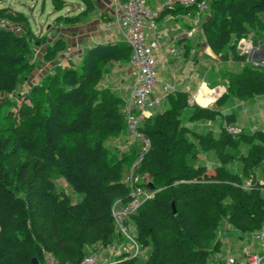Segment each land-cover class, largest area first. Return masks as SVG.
Returning <instances> with one entry per match:
<instances>
[{"label": "trees", "instance_id": "trees-1", "mask_svg": "<svg viewBox=\"0 0 264 264\" xmlns=\"http://www.w3.org/2000/svg\"><path fill=\"white\" fill-rule=\"evenodd\" d=\"M52 2L57 11L67 6V0ZM80 3L84 10L57 19L63 25L83 22L95 3ZM194 7L177 5L163 12ZM205 13L201 26L214 52L229 49L234 58L245 60L238 45L253 32L264 44V0H210ZM67 46L57 38L33 60L28 32L0 25V94L14 92L41 62ZM131 55L124 40L99 43L80 60L56 66L32 88L31 95L39 100L21 111V116L29 115L21 128L0 135V264H34V257L47 264L48 254L57 264H81L96 244L113 241V207L131 199L125 178L140 147L119 152L106 144L129 129L124 98L101 83L112 65L130 61ZM228 81L216 104L230 95H264V62L247 63ZM167 101L164 110L137 127L151 140L137 173L145 190L154 194L129 220L137 242L149 253L139 263V256L124 252L111 264H210L222 244L218 229L223 221L241 232L264 225V188L258 179L264 181V130L232 133L228 127L236 126L237 117L229 113L222 114L220 135L211 130L192 135L187 122L215 119V105L191 104L190 93L181 89L169 92ZM70 139L73 146L68 147ZM208 150L220 161L212 168L198 162L199 153ZM234 158L243 162L244 176L227 166ZM245 177L256 183L244 188ZM59 178L83 194L79 202L58 190Z\"/></svg>", "mask_w": 264, "mask_h": 264}, {"label": "crops", "instance_id": "crops-1", "mask_svg": "<svg viewBox=\"0 0 264 264\" xmlns=\"http://www.w3.org/2000/svg\"><path fill=\"white\" fill-rule=\"evenodd\" d=\"M160 1L154 0V3L150 6L155 8ZM94 2L93 11L85 17L83 22L65 27L63 28L65 30L59 33L61 36H58V38H64L68 45V50L60 54L63 59L69 60L65 64L66 66L70 64L71 58L76 61L80 60L86 47L90 48L99 43L125 41V36L117 23L116 0H94ZM82 6V8L79 6L80 10L74 11V14L84 10V4ZM205 12L206 10L199 13L195 7L190 9L189 12H162L156 18L157 25L155 28L145 27L148 42L158 39V46L154 51L158 81L154 86V90L156 89L157 91L160 88V95H155L154 93L153 95L156 98L161 97V100L153 106L137 108L138 112L144 114V118L154 116L159 112V106H168L167 95L176 89L188 91L191 104L213 106L227 90L228 75L239 72L247 63L254 66L263 64L264 44L263 40L255 32L239 42L238 52L247 54L245 60L234 58L229 49H224L220 53L214 52L207 43L201 26ZM194 25L201 29L202 34H196ZM119 29L123 35L120 34ZM53 40L54 38L45 40V43L42 44L43 48L45 49L47 44ZM174 58L177 59L178 65L182 67L180 73H175L171 70L172 59ZM59 59L60 62L63 61V59ZM45 63H41L36 67L39 74L43 75L48 69L43 66ZM137 81V74L130 61H128L112 65L101 84L111 87L124 98V110L127 113L131 102L132 89L136 86ZM165 84H169L171 88L165 90L163 87ZM161 102L162 104H160ZM253 120L252 118L251 123L253 124L251 127L253 131L256 130V126L262 127L264 130V122L259 120H254L253 122ZM197 122L201 123L205 130L209 128L208 122ZM222 122L224 123V120ZM234 124L242 128V123H239L238 120ZM111 140L119 152L129 150L132 146H141L140 137L129 130L119 136H115ZM198 162L206 164L205 159H201L200 155ZM258 179L260 183L264 182L262 178L259 177ZM247 180L249 179H246V182L243 181L242 186L249 183ZM115 204L117 207H121L125 203L118 200ZM129 227L132 228L131 233L129 232ZM231 227L232 229L230 228L229 231H232V235H235L237 247L234 249L228 248L226 251L223 250L226 233L221 228L218 231V238L222 244L220 249L213 253L210 264H223L229 257H234L239 261H246V253L249 251L258 254L262 258L261 264H264V241L258 237L260 229L241 232L232 224ZM128 232L135 236V225L131 220L128 221ZM231 239L233 240V236L229 238V240ZM90 252L96 254L97 264H106L122 259L124 252L134 254L135 247L131 241L130 243L127 242L124 234L117 230L111 243L106 245L96 244L94 249H90ZM148 253L149 248H142L139 245L137 256L142 254L146 258ZM47 264H57L56 259L51 254L47 256Z\"/></svg>", "mask_w": 264, "mask_h": 264}, {"label": "rangeland", "instance_id": "rangeland-1", "mask_svg": "<svg viewBox=\"0 0 264 264\" xmlns=\"http://www.w3.org/2000/svg\"><path fill=\"white\" fill-rule=\"evenodd\" d=\"M148 2L151 5L154 3V0H148ZM206 2L207 4H209L210 0H206ZM82 5L83 3H80V0H67V6L64 9L57 11L56 8L54 7V3L52 2V0H0V25L7 27L12 26L14 28L22 29V31L26 30V32H28L29 35L31 48L35 49L32 59L36 60L39 57H41L43 53L44 48L42 44L45 43L44 42L45 40H48L49 38H54V40H56L58 36H61L59 33L65 30L63 28L71 26V24L63 25L61 23L62 20L57 19V16L61 14L72 15L74 14V11L80 10V7L81 8L83 7ZM27 26L29 27V31L27 29ZM194 27L196 28V34H202L201 29L197 25H194ZM119 32L120 34H122L120 29ZM257 36L261 38L260 35ZM87 49L88 48L86 47L84 50L86 51ZM66 50H68V46L64 48L63 51L61 52H65ZM61 52H59L57 56L54 57V59L46 61V63L43 66L48 69L45 71L43 75L39 74V72L35 68L33 72L29 74L28 78L17 86L14 92L0 94V135L1 136L6 137L9 134H12L13 128L16 127L21 128L22 123L25 122V119L29 117V115H25V114L21 116L20 113L22 110L25 112V110L28 107H34L36 101L39 100L33 98V96L31 95L32 88L34 87V85L36 86L37 84L42 82L43 77L48 73L54 72L56 66H66L65 64L69 62L68 59L65 60L63 59V56H60ZM59 58L63 59V61L60 62ZM41 63L43 64L44 62ZM172 63L173 65L171 70H173L175 73L178 72L180 73L182 67L178 65L177 59L175 58L172 59ZM256 66H260V64ZM159 89L160 88H158L157 91L156 89L153 90L154 92H152L151 99L156 98L154 97L153 93L155 95L157 94L160 95ZM258 97H256L255 100L254 98L242 99L236 95H230L224 98L220 104H215L214 106V109L218 111L217 117L212 120L209 119L203 120V122L209 123L208 129L205 130L203 128L204 126L203 125L201 126V123L197 121L187 122L188 126L191 129L192 135H194L195 132L202 133L208 130H211L215 136L220 135L221 122L224 120L222 118V114H229V113H233L236 115L238 122L242 123L241 127L244 129L245 133L249 134L253 132L251 127L253 124L251 123L252 118L256 121L259 120L264 122L263 121L264 95ZM160 104H162V102ZM166 107L159 106V111L164 110ZM31 114H32L31 116H33L34 111H32ZM144 119L146 118H143L141 121H143ZM255 129H262V127L256 126ZM106 144L110 148L116 151L117 147L112 142V140H106ZM66 146L68 147L73 146L71 139L66 142ZM242 150H244V152L247 151L246 143H243L241 151ZM230 151L236 152L235 150H231V149ZM199 155L201 159H205L206 164L210 168L220 163L213 150L201 151ZM227 166L233 172H239L241 175L243 176L245 175L244 164L240 159L234 158L230 160L227 163ZM243 179H244L243 181L246 182L247 178L245 177ZM247 181L251 182L252 184L256 183V181L253 179H249ZM56 185L58 190L65 191L70 196L73 202H79L83 197V194L75 191L72 185L64 178L57 179ZM260 187L264 188V182L260 184ZM221 228L222 230L224 229V233H226V236L224 237L225 241H224L223 250L226 251V249L228 248H232V249L236 248L237 242L235 239V235H232L233 234L231 233L232 231L231 232L229 231L230 228L232 229L231 223L223 221L219 225L218 231H220ZM129 232L130 233L132 232L131 227H129ZM231 236H233V240L232 239L229 240ZM126 240L128 243H130L128 237H126ZM143 260L144 257L141 254V256H139V263H142Z\"/></svg>", "mask_w": 264, "mask_h": 264}, {"label": "built area", "instance_id": "built-area-1", "mask_svg": "<svg viewBox=\"0 0 264 264\" xmlns=\"http://www.w3.org/2000/svg\"><path fill=\"white\" fill-rule=\"evenodd\" d=\"M117 12L116 18L119 28L122 30L125 41L132 49L130 63L133 66L138 81L136 86L132 89L131 102L127 110L128 129L130 132L140 137L141 146L138 156L128 170L125 182L129 184L131 191V199L117 207H113V217L117 230L129 238L135 247L134 255L139 252V243L134 235L128 232V221L130 215L135 213L140 205L148 197H151L154 192H148L141 184V176L137 173V169L142 161L145 153L149 150L151 140L149 137L143 135L138 131L137 127L144 114L137 111V108H145L146 106H153L160 102L161 97L152 98L151 95L154 86L157 83V71L155 67L156 57L155 49L158 46V39L150 42L146 39L145 27L155 28L156 18L167 8L173 6L190 7L196 5L197 11L203 12L207 8L206 0H161L158 6L152 8L148 0H116ZM165 90H169L171 86L165 84ZM229 131L232 133H239L241 128L238 126H229ZM251 182L243 185L244 188H250ZM258 237L264 241V226L258 231ZM246 261H239L234 257H229L223 264H261V257L252 252L246 253ZM81 264H97V256L94 252L87 253ZM111 264V263H106Z\"/></svg>", "mask_w": 264, "mask_h": 264}, {"label": "water", "instance_id": "water-1", "mask_svg": "<svg viewBox=\"0 0 264 264\" xmlns=\"http://www.w3.org/2000/svg\"><path fill=\"white\" fill-rule=\"evenodd\" d=\"M32 261H33L34 264H39V261H38V259L36 257H34Z\"/></svg>", "mask_w": 264, "mask_h": 264}]
</instances>
